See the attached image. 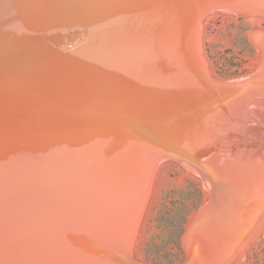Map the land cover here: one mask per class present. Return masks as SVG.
I'll use <instances>...</instances> for the list:
<instances>
[{"label": "bare ground", "instance_id": "1", "mask_svg": "<svg viewBox=\"0 0 264 264\" xmlns=\"http://www.w3.org/2000/svg\"><path fill=\"white\" fill-rule=\"evenodd\" d=\"M215 8L264 15V0H0V264H30L63 235L108 241L118 225L111 252L134 264L125 252L166 158L209 196L184 236L190 264H225L250 238L264 218V29L258 71L217 79L200 42Z\"/></svg>", "mask_w": 264, "mask_h": 264}, {"label": "rangeland", "instance_id": "2", "mask_svg": "<svg viewBox=\"0 0 264 264\" xmlns=\"http://www.w3.org/2000/svg\"><path fill=\"white\" fill-rule=\"evenodd\" d=\"M202 19L204 21L202 20L200 34L201 52L215 78L229 80L255 74L258 71L261 51L252 38L254 36L252 31L256 33V31L264 29V15L215 8L207 12ZM258 113L261 121L264 122V109ZM254 130L261 131L264 129L256 128ZM258 154L261 155L260 158L262 157L263 160H261L264 162V144ZM153 177L145 207L133 237V244L127 248L129 250L125 252V255H129L134 260V264H190L189 256L192 249L190 243L186 244L184 236L193 223L198 210L207 202L208 192L205 190L201 177L176 159L166 158L160 161L154 170ZM140 185L133 186L136 187L135 189H127L122 197L118 195L120 197H118V204L125 203L124 207L122 206L123 210L127 208L126 205L128 206L134 202V199L139 198L138 194H143V187ZM133 192L136 194L132 196ZM129 196L134 199H130ZM128 198L129 200H126ZM117 207L116 216L122 212L121 204ZM111 213L109 211L106 220L117 222L121 219L120 217H111ZM91 224L92 221L88 226ZM84 226L88 227L86 224ZM81 228L79 227V230ZM119 232L118 225L115 235L112 234L113 237L110 238L111 240L107 241V236L102 232V240L100 238L96 242L95 236H91L92 238L87 236L88 239L81 240L74 234H70V237L63 235L57 241L56 239L50 241V245L48 243L45 246L44 244L41 245L48 249L49 254L41 252L30 254V264H42L43 262L44 264H54V261L50 259L54 258L57 261L59 255L66 261L63 264H86L87 262V264H122L115 260V256L111 252L117 248L120 250L123 237L122 233ZM90 233L93 234L92 231ZM249 237L243 243L241 250L239 249L225 264H264V218ZM113 241H115L114 244ZM59 242L62 243L63 247ZM103 243L110 250L104 248ZM22 258L25 259L26 257L23 256ZM80 259H83L84 262Z\"/></svg>", "mask_w": 264, "mask_h": 264}, {"label": "water", "instance_id": "3", "mask_svg": "<svg viewBox=\"0 0 264 264\" xmlns=\"http://www.w3.org/2000/svg\"><path fill=\"white\" fill-rule=\"evenodd\" d=\"M103 212H101V214H102Z\"/></svg>", "mask_w": 264, "mask_h": 264}]
</instances>
